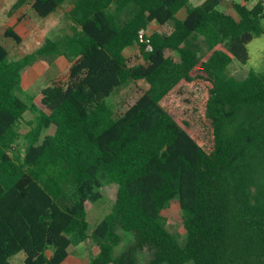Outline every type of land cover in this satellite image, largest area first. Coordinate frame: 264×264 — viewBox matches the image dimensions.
I'll return each mask as SVG.
<instances>
[{
    "label": "trees",
    "instance_id": "1",
    "mask_svg": "<svg viewBox=\"0 0 264 264\" xmlns=\"http://www.w3.org/2000/svg\"><path fill=\"white\" fill-rule=\"evenodd\" d=\"M29 1L42 18L70 1L72 32L18 59L0 43V264L20 252L25 264H61L88 238L99 252L87 264H139L142 250L152 252L143 264H264V71L228 72L264 34V0L232 2L239 19L225 0L16 5ZM152 22L159 29L149 33ZM136 44L141 60L132 63L125 49ZM58 56L70 62L66 82L24 91L23 70ZM129 80L148 87L118 114L108 98ZM111 183V211L89 234L87 204ZM174 199L182 240L163 215Z\"/></svg>",
    "mask_w": 264,
    "mask_h": 264
},
{
    "label": "rangeland",
    "instance_id": "2",
    "mask_svg": "<svg viewBox=\"0 0 264 264\" xmlns=\"http://www.w3.org/2000/svg\"><path fill=\"white\" fill-rule=\"evenodd\" d=\"M203 0H192V4L196 5L201 3ZM241 1L246 3L244 0H225L222 2L221 8L230 13L236 19H239V14L234 9L232 2ZM258 0H249L247 5L253 7ZM67 5V4H66ZM16 7L11 9L14 12ZM27 12V11H26ZM185 10L179 13V17H185ZM27 15L24 14V17ZM54 21L49 23L53 25L54 29H58L60 26H65L67 24L66 18L64 16L63 10L56 13L54 16ZM156 26H151L147 32H152ZM8 42L14 43L13 38H7ZM4 45L6 42H2ZM30 44V43H29ZM32 45V43L30 44ZM21 50L27 51L29 47L22 46ZM249 58L245 64L241 63L237 59H234L228 67V72L237 77L238 79H243L249 75L251 71L262 72L264 71V34L256 36L247 46ZM12 56H15V50L12 51ZM125 54L129 57L132 63H136L141 60V53L138 44L128 47L125 49ZM168 55L176 57L175 52L168 51ZM70 62L66 58H56V60L49 61L47 59H42L38 61L35 65H30L24 71V91L29 94L38 95L42 88L53 84H64L68 79ZM148 83L144 80H129L121 87L116 89L111 96L108 98V103L113 107V109L119 114L124 112L129 106L134 104L139 97L147 89ZM27 93V94H28ZM27 94L21 92L22 98L26 99ZM33 119V114L30 111L25 113L24 121L21 123L20 132L25 134L29 130L28 120ZM53 128H49L46 133H52ZM19 144L23 146V138L19 140ZM118 191L117 184L111 183L105 185L102 188L104 196L96 201L89 202L87 205V218L89 222V234L93 232L97 224L111 211L113 201L116 198ZM163 215L166 219V226L172 233L176 234L182 240L186 235V230L183 224V212L178 200L174 199L170 204L163 210ZM134 239L132 236L125 237L121 244L116 249L117 253L126 250L131 244H133ZM99 249L98 244L92 239L88 238L81 244L72 247V252H75L76 260H73L74 256L69 257L64 264H86L87 261L96 253ZM152 256L150 250H142L138 253L139 264L147 262ZM72 258V259H71ZM14 264H25V253L20 252L11 258ZM63 264V263H62ZM193 264V263H189Z\"/></svg>",
    "mask_w": 264,
    "mask_h": 264
},
{
    "label": "crops",
    "instance_id": "3",
    "mask_svg": "<svg viewBox=\"0 0 264 264\" xmlns=\"http://www.w3.org/2000/svg\"><path fill=\"white\" fill-rule=\"evenodd\" d=\"M17 1L18 0H0V43L6 42L5 45L3 43L2 44L8 49L9 55L11 58L18 59V58H21L22 56H24L25 54L35 50L47 37H56L58 35L70 34L72 32V22L67 17V12L72 7V3L70 1L64 3L62 7L58 8L55 12L51 13L47 17H43V18L39 17L33 11L30 1L23 4V5H20V6L16 5ZM13 7H16L14 12L11 11V9ZM61 10H63L67 24L65 26L58 27V29H56V30H53L54 29L53 25L49 26V23H50V21L51 22L54 21L53 16ZM182 11H184V10H182ZM182 11H180V12H182ZM24 14H26L27 16L24 17ZM178 16H179V14H178ZM180 18H182V17H180ZM153 25L156 26L153 30L159 29V25L156 22H152L149 25L148 29ZM9 28L14 29V31L18 35H20V37L22 39L20 43H17L16 41L14 43H11V42H8L6 40L7 38H11V37H7L5 34V32ZM29 43L30 44L32 43V45H30ZM22 46H26V47L28 46L29 49H27V51L25 52L26 49L21 50L20 47H22ZM13 50H15V56L14 57L12 56ZM57 58H66V57L65 56H58ZM40 60H42V59H40ZM40 60H38V61H40ZM54 60H56V58ZM38 61H36L33 65H35ZM26 68L23 70L22 85L24 83V77H25L24 71L26 70ZM39 95H40V93H39ZM35 96H38V95H35ZM53 127H54V131H55V126L53 125L51 128H53ZM54 131L52 133H54ZM48 133H50V132H48ZM103 196H104V194H103ZM115 199H114V201H115ZM98 252H99V249L96 251V253L94 255H96ZM74 255H75V252L71 251V254L69 255V257L74 256ZM74 259L76 260L75 256L73 257V260H71V261H74ZM66 260L62 263L64 264L66 262ZM89 260L87 261V263L89 262Z\"/></svg>",
    "mask_w": 264,
    "mask_h": 264
},
{
    "label": "built area",
    "instance_id": "4",
    "mask_svg": "<svg viewBox=\"0 0 264 264\" xmlns=\"http://www.w3.org/2000/svg\"><path fill=\"white\" fill-rule=\"evenodd\" d=\"M142 32H143V31H142ZM142 32H141V33H142ZM149 48H151V47L149 46Z\"/></svg>",
    "mask_w": 264,
    "mask_h": 264
}]
</instances>
